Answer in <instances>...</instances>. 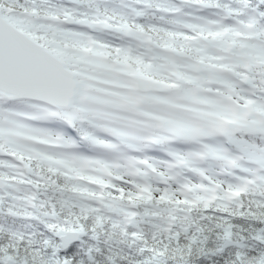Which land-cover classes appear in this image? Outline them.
I'll return each mask as SVG.
<instances>
[{
	"label": "snow or ice",
	"instance_id": "1",
	"mask_svg": "<svg viewBox=\"0 0 264 264\" xmlns=\"http://www.w3.org/2000/svg\"><path fill=\"white\" fill-rule=\"evenodd\" d=\"M0 264H264V0H0Z\"/></svg>",
	"mask_w": 264,
	"mask_h": 264
}]
</instances>
